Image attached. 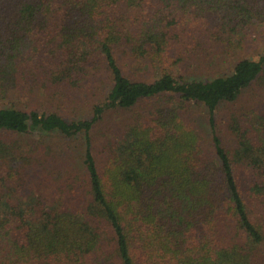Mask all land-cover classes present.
Masks as SVG:
<instances>
[{
    "label": "trees",
    "instance_id": "obj_1",
    "mask_svg": "<svg viewBox=\"0 0 264 264\" xmlns=\"http://www.w3.org/2000/svg\"><path fill=\"white\" fill-rule=\"evenodd\" d=\"M262 24L264 0H0V264H264V57L207 69ZM35 133L83 148L2 136Z\"/></svg>",
    "mask_w": 264,
    "mask_h": 264
},
{
    "label": "rangeland",
    "instance_id": "obj_2",
    "mask_svg": "<svg viewBox=\"0 0 264 264\" xmlns=\"http://www.w3.org/2000/svg\"><path fill=\"white\" fill-rule=\"evenodd\" d=\"M239 41V48L237 50H235L234 52H232L230 55L225 56V57H221L220 55L213 57L210 62L209 65L207 67L209 74L211 75H216V74H220L222 72H226V68H231L234 61H236L239 58H248V59H254V60H259L260 58L264 57V25H259L256 27H253L250 31H248L245 35L240 36V38L238 39ZM221 57V58H220ZM129 62V61H128ZM201 66V64H200ZM202 68H204V66H201ZM211 67V68H209ZM129 69H132L135 74H139L141 76L150 77L151 74V69L147 68V67H139L137 63L135 62H131L130 63V67ZM206 69V70H207ZM207 72V71H206ZM205 71H199V75H202V73H204V75H206ZM154 76V75H153ZM151 76V78L153 77ZM263 86L261 88L264 89V79H263ZM263 89L260 90V92H263ZM251 91H255L254 87H252ZM38 98V105L43 106V108L45 109V107H47L49 110L52 109H60V107H62L63 102H61L58 99H55V105L54 104H48L47 101H44L42 99V95L40 94L39 96H37ZM264 99V98H263ZM249 100V95H248V91L245 92L243 94V96L241 97V100L239 101L238 105L242 106L244 102ZM28 101V98H23L22 102L26 103ZM80 103L82 102H77L75 107L76 110L75 112H72L74 109H66L65 107L61 108V110H59V112L64 115L65 117H67L68 119L72 120H79V119H87V118H91L92 117V108L90 104H86V106L84 104L80 105ZM54 105V107H52ZM73 106V105H70ZM228 110L226 109H222L221 111H219L217 113V124H218V130H219V135L220 137L223 139H225V141L230 144V143H234L233 142V138L232 136L229 134V132L226 130V125L225 122L226 120V114H227ZM194 113L200 123V126L207 132V135L210 139V132L208 130L209 128V124L208 122L205 120L206 117V112L203 108H194ZM112 118V119H111ZM121 116L119 114H116L113 117H109V115H106L105 121L102 123V125L104 126V128L107 127L108 123L110 121L115 122V121H120ZM2 136L5 137L6 142H11V141H17L19 143H21V147L23 144V149H18V153L22 156V152L24 153V155L26 156L29 150V145L32 144L35 141H39L41 142V144L47 142L49 144L52 145V141L55 143V145L58 144V146L62 149V148H67L69 146L71 147H76L77 148H83V145L81 143V138L78 139H72L69 142H66L63 138L58 137V136H52V134H47V135H41V134H30V135H25V136H16L13 137V135H7V134H3ZM210 149V148H209ZM29 156V155H28ZM6 181H0V197H7L9 195V192L11 191H17L18 192V186L16 183H14L13 181H10V179H5ZM39 179H37L36 177L29 180L27 185H23V190L22 192H20V195L23 199L27 198L32 191V187H34V189L36 190V182ZM35 183H32V182ZM0 211H3V207H2V203L0 204Z\"/></svg>",
    "mask_w": 264,
    "mask_h": 264
}]
</instances>
